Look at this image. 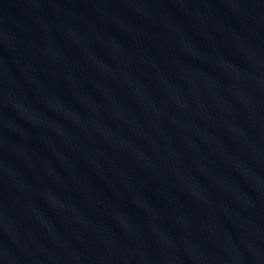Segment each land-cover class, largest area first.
Instances as JSON below:
<instances>
[{
    "label": "water",
    "instance_id": "95a60500",
    "mask_svg": "<svg viewBox=\"0 0 264 264\" xmlns=\"http://www.w3.org/2000/svg\"><path fill=\"white\" fill-rule=\"evenodd\" d=\"M0 264H264V0H0Z\"/></svg>",
    "mask_w": 264,
    "mask_h": 264
}]
</instances>
